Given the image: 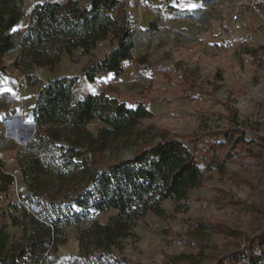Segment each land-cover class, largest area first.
<instances>
[{"label": "trees", "instance_id": "trees-1", "mask_svg": "<svg viewBox=\"0 0 264 264\" xmlns=\"http://www.w3.org/2000/svg\"><path fill=\"white\" fill-rule=\"evenodd\" d=\"M130 5L131 0H44L30 6L26 0H0V72H6L4 58L16 51L12 66L31 86L42 83L38 68L55 69L64 53L91 54L105 40L111 45L81 75L42 83L31 112L39 129L26 144L11 146L24 191L1 212L0 264H144L123 254V242L138 221L149 211L163 215L166 199L178 209L187 205L191 190L205 180L198 151L219 157L224 171L230 148L246 143L245 130L235 119L227 129L181 138L160 129L158 140L143 143L131 157L103 163L107 151L136 145L143 137L142 120L152 116L141 101L130 106L104 91L82 98L75 92L82 76L90 82L104 72L120 76L124 63L134 60L136 18ZM22 20L26 24L18 27ZM230 113L233 118L232 109ZM94 120L105 124L96 134L88 128ZM247 153L254 152L248 148ZM14 180L0 159V202ZM108 210L117 212L106 222L96 219ZM253 219L254 231L242 247L210 259L178 256L168 264H261L264 211L258 208ZM69 226L81 228L80 251L59 254L58 248L69 242Z\"/></svg>", "mask_w": 264, "mask_h": 264}, {"label": "rangeland", "instance_id": "rangeland-1", "mask_svg": "<svg viewBox=\"0 0 264 264\" xmlns=\"http://www.w3.org/2000/svg\"><path fill=\"white\" fill-rule=\"evenodd\" d=\"M37 1L44 0H26V6ZM238 7L237 0H131L130 11L136 18L134 60L124 63L120 76L105 73L95 84L80 79L76 88V95H86L89 89L93 94L104 91L130 106L144 102L152 111L139 126L143 137L136 145L107 151L103 163L131 157L143 143L158 140L160 129L181 138L227 129L235 119L245 130L246 143L240 149L229 147L231 156L224 171L219 157L197 152L205 180L191 190L187 205L178 209L173 200L166 199L163 215L149 211L138 221L123 242V254L135 261L168 264L178 256L210 259L222 255L245 244L246 235L255 228V213L258 208L264 211V157L257 154H264V6L260 12L247 5ZM110 49V40H105L91 54L80 50L72 56L64 53L55 69L38 68L37 73L42 83L57 76L81 75ZM16 54L12 51L9 57ZM143 57L145 62L137 68ZM20 80L19 93L5 115L8 118L14 116L16 106L27 109L42 85H29L23 75ZM230 109L235 113L233 118ZM25 117L26 124L34 123L30 116ZM17 124L14 120L9 129ZM100 126L105 124L94 120L88 128L96 134ZM20 130V137L28 134L27 126ZM6 132L0 129V152L8 155V171L15 180L11 190L3 194L0 216L24 191L11 148L21 143L7 138ZM188 146L194 149L192 143ZM248 148L254 153H247ZM116 212H99L95 217L106 222ZM217 224L227 231H220ZM80 229L67 227L69 242L58 248L59 254L79 253Z\"/></svg>", "mask_w": 264, "mask_h": 264}, {"label": "crops", "instance_id": "crops-1", "mask_svg": "<svg viewBox=\"0 0 264 264\" xmlns=\"http://www.w3.org/2000/svg\"><path fill=\"white\" fill-rule=\"evenodd\" d=\"M20 23H22V24L20 26H18V27H23L26 24V22L24 20H22ZM7 58H9V59L7 60ZM14 60H15V57L10 58L9 55L6 56L4 58L5 65H6V72H0V129H2L3 118H7V116H5V115L10 110V105H9L10 102H8V97L9 96H14L16 98V94L19 93V91H18L19 86H17V83H21L22 84V81L20 80V77H21V75H24L21 72V70H19L17 68H14L12 66ZM10 71H13V73H12L13 77L9 74ZM105 73H109V72H104V73L99 74L97 79H96V81ZM57 77H59V76H57ZM85 81L89 82L86 77H82L81 78V82L83 83ZM96 81L90 82V83L95 84ZM14 83H16V84L14 85ZM22 93H23V90H22ZM77 96L82 98V97H85L86 95L79 94ZM20 98H21V96H20ZM36 98H37V96H35L34 101L32 102V104L28 105L27 109H24L22 106H16L17 108H16L15 112H21L24 121L26 120V117H25L26 115L31 117L32 108H33V106L35 104ZM13 101H15V100H13ZM14 119L18 120V122H19V124H17V127L22 128V127H26L27 126L28 127V132L31 130V125L30 124L22 125V118L21 117H14ZM14 152L15 151L13 150L12 157H14L15 160H13L12 162L17 165V158H16V154L14 155ZM0 159L4 163L5 168L8 170L10 161H8V155H6V152H0Z\"/></svg>", "mask_w": 264, "mask_h": 264}, {"label": "built area", "instance_id": "built-area-1", "mask_svg": "<svg viewBox=\"0 0 264 264\" xmlns=\"http://www.w3.org/2000/svg\"><path fill=\"white\" fill-rule=\"evenodd\" d=\"M237 3H238V6H243V5H247L249 6V8L255 12H260L261 8L264 6V0H237ZM238 7V8H239ZM23 77L25 78V76L23 75ZM16 83H14L15 85ZM93 94V90L92 89H89L87 91V94ZM15 99L14 96H9L8 97V102L12 103L13 100ZM14 117H21L22 118V125H25V121L23 120V117H22V113L21 112H16L14 114V116L12 118H5L3 119L2 121V129H7V132L5 133V136L7 138H12L11 135H9L10 132H12L13 130L15 131V129H20V127H15V129H9V126L11 125V123L15 120ZM11 134V133H10Z\"/></svg>", "mask_w": 264, "mask_h": 264}, {"label": "water", "instance_id": "water-1", "mask_svg": "<svg viewBox=\"0 0 264 264\" xmlns=\"http://www.w3.org/2000/svg\"><path fill=\"white\" fill-rule=\"evenodd\" d=\"M38 129H39V126H38V124L37 123H32L31 124V130L28 132V134L26 135V136H22L21 137V144L22 145H24V144H26L28 141H30L33 137H34V135H35V133L38 131Z\"/></svg>", "mask_w": 264, "mask_h": 264}, {"label": "bare ground", "instance_id": "bare-ground-1", "mask_svg": "<svg viewBox=\"0 0 264 264\" xmlns=\"http://www.w3.org/2000/svg\"><path fill=\"white\" fill-rule=\"evenodd\" d=\"M26 121V120H25ZM28 123V122H27ZM26 124V123H25ZM27 125V124H26ZM31 125V124H30ZM21 129V128H20ZM20 129H15V131L13 130L12 132L9 133V135L12 136V138L16 141H19L21 142V137H20V133H21V130Z\"/></svg>", "mask_w": 264, "mask_h": 264}, {"label": "snow or ice", "instance_id": "snow-or-ice-1", "mask_svg": "<svg viewBox=\"0 0 264 264\" xmlns=\"http://www.w3.org/2000/svg\"><path fill=\"white\" fill-rule=\"evenodd\" d=\"M192 7H195V5H192Z\"/></svg>", "mask_w": 264, "mask_h": 264}]
</instances>
